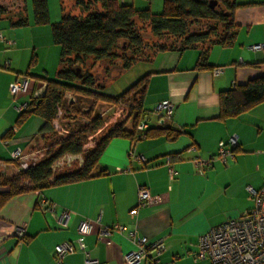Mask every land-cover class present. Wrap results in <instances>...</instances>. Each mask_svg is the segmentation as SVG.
I'll return each instance as SVG.
<instances>
[{
	"label": "crops",
	"instance_id": "crops-1",
	"mask_svg": "<svg viewBox=\"0 0 264 264\" xmlns=\"http://www.w3.org/2000/svg\"><path fill=\"white\" fill-rule=\"evenodd\" d=\"M235 1L241 4L235 10L239 25L235 42L211 47L208 63L212 68L196 69L199 48L160 51L143 60L150 67L143 75H148L145 121L148 128H167L173 133L135 140L113 138L100 158V175L12 196L0 207V264H58L56 246L75 241L83 220L93 224L86 251L66 254L61 264H84L86 252L101 264H127L125 255L138 248L141 237L160 240L163 249L152 251L140 264L155 259L157 264H207L194 256L200 236L251 209L254 199L248 186L260 188L264 183V102L239 116L219 118L220 92L264 75V51L249 48L264 43V0ZM0 7V176H11L16 171L13 166L18 168L12 151L42 153L50 143L39 145L44 143L39 135L44 124L41 117L32 114L18 121L19 107L39 99L46 90V83L28 71L29 63L39 60L38 46L22 30L27 25H13L12 16L24 9L29 23L37 25L32 0H0ZM216 68L221 69L218 75ZM28 75L29 91L13 97L10 84ZM162 101L174 105L171 118L155 113ZM126 128L131 129L128 124ZM233 136L238 145L223 161L218 143ZM168 156L175 170L173 178ZM197 157L210 160L203 172L197 168ZM142 186L161 195L162 201L138 207ZM8 190L0 184V193ZM52 205L55 211L50 210ZM134 208L138 211L131 215ZM64 211L70 214L67 225L60 223ZM104 226L113 231L102 239L99 234Z\"/></svg>",
	"mask_w": 264,
	"mask_h": 264
},
{
	"label": "trees",
	"instance_id": "trees-1",
	"mask_svg": "<svg viewBox=\"0 0 264 264\" xmlns=\"http://www.w3.org/2000/svg\"><path fill=\"white\" fill-rule=\"evenodd\" d=\"M212 2H216L214 7ZM32 3L35 24L49 23L48 0H32ZM240 5L235 0H164L163 11L154 13L150 8L137 9L134 0H74L75 8L79 9V13H75L62 0L61 19L52 24L53 40L61 47L58 76L56 79L40 78L46 83L44 95L28 103L18 119L21 122L32 114L41 117L44 120L39 134L42 140L46 143L55 137L58 143L42 159L20 170L19 174L0 176V184L9 187L7 192L0 193V207L17 194L100 175V158L113 138L135 140L172 134L167 128H148L143 133L137 129L148 117L144 108L148 75L138 79L123 93L113 95L107 91V83L100 84L96 76L97 68L105 65V77L109 78L118 66L121 70L128 69L138 61L150 59L157 52L199 48L196 69H210L211 47L216 44L231 46L235 42L239 30L235 10ZM12 17L14 26L29 23L26 9ZM200 21L207 22L208 28L191 31V26ZM68 94L89 98L92 105L79 110L87 116L80 130H68L62 134L53 122L64 107ZM70 101L66 110L69 112L75 110L74 103ZM263 102L264 75H261L220 92L219 118L224 120L239 116ZM99 103L123 106L127 109V116L111 126L94 146L86 148L85 132H98L105 122L102 116H93ZM129 123L131 129L126 128ZM66 154L81 155L83 162L56 174L53 166Z\"/></svg>",
	"mask_w": 264,
	"mask_h": 264
},
{
	"label": "built area",
	"instance_id": "built-area-1",
	"mask_svg": "<svg viewBox=\"0 0 264 264\" xmlns=\"http://www.w3.org/2000/svg\"><path fill=\"white\" fill-rule=\"evenodd\" d=\"M12 43V42H10ZM251 50H263L264 43H256L249 46ZM10 61H6L9 65ZM221 69L216 68L214 74H220ZM31 87V80L27 76L13 81L9 86L10 94L17 97L21 94H26ZM28 103H24L19 107V110H25ZM155 113L161 117L171 118L174 113V105L169 101L159 102L155 108ZM141 133L148 129L146 121H142L138 127ZM238 145L237 137L233 136L228 142L220 141L218 143V156L223 161H226L227 156L233 155V149ZM70 155V154H66ZM130 155L134 156L133 150H130ZM65 155L55 162L62 161ZM40 159V153H26L21 148L12 151V161L18 164V169H26L31 163ZM143 161H146L142 157ZM196 165L199 171L203 172L210 164V160H204L197 157ZM171 178L175 175V170L171 165L170 156L167 157ZM248 191L254 199V206L243 213L239 218L230 219L227 222L211 227L207 232L200 236L195 252V260L199 262H207V264H264V183L260 188L248 186ZM162 201L161 195H153L150 190L142 186L138 190V207L155 204ZM51 211H55V206L50 207ZM138 208L130 211L131 215H135ZM70 214L64 211L60 216V223L67 225ZM119 227L120 226H115ZM93 224L90 220H83L79 225V236L75 241H65L58 244L55 248V260L61 264L63 257L66 254L74 253L78 250L86 251V237L91 233ZM113 231V228L103 227L100 231V238L105 239ZM19 237L23 236V232H18ZM138 248L132 250L125 255L127 264H140L146 262L152 251L160 253L163 249V244L160 240H150L147 237H141L137 240ZM151 264H157V260L151 261ZM84 264H101L100 261L86 252Z\"/></svg>",
	"mask_w": 264,
	"mask_h": 264
},
{
	"label": "rangeland",
	"instance_id": "rangeland-1",
	"mask_svg": "<svg viewBox=\"0 0 264 264\" xmlns=\"http://www.w3.org/2000/svg\"><path fill=\"white\" fill-rule=\"evenodd\" d=\"M49 2V14L50 22L42 25H32L29 23L22 30H26L28 41L35 42L38 46V50L35 55H39L37 61L29 63V70L33 75L39 78L48 77L50 79H56L58 76L61 47L57 45L52 36V24L60 21L62 16V7L60 0H48ZM64 4L68 9H73L75 13H79V9L75 8L74 0H64ZM134 5L137 9L150 8L154 13H161L163 11L164 0H134ZM33 11V10H32ZM141 27L143 26L140 24ZM207 22L200 21L191 26V31H204L206 30ZM29 44H32L29 42ZM149 50V47H148ZM28 54L32 55V50L28 51ZM150 67L144 61H138L133 66L128 69L121 70L122 68L118 66L112 72L109 78L105 77V65H101L96 70V76L100 84H106L107 88L115 91L117 94L123 93L131 85H133L138 79H140ZM30 75L27 77L29 78ZM31 77V76H30ZM112 78V79H111ZM30 79V78H29ZM73 100L74 111H66L68 108L69 100ZM92 105V100L86 97L73 96L68 94L64 107L61 108L59 116L57 118L55 127L60 133L67 132V130L77 131L80 130L86 123L87 116L80 113L79 110L83 108H88ZM72 109V108H71ZM93 116L100 115L104 119V125L100 131L95 132H85L87 142L85 147L90 148L95 145V143L100 139V137L107 132V130L113 126L115 123L123 120L127 116V109L123 106H111L107 103H99L93 111ZM131 127V123L128 124ZM66 130V131H65ZM50 143L48 149L40 153V159H42L48 150L58 143L57 138H53L49 141ZM47 142L39 144L40 146L47 145ZM44 144V145H43ZM83 162L82 156L65 155L62 161L57 162L54 172L61 174L70 168L77 167Z\"/></svg>",
	"mask_w": 264,
	"mask_h": 264
},
{
	"label": "water",
	"instance_id": "water-1",
	"mask_svg": "<svg viewBox=\"0 0 264 264\" xmlns=\"http://www.w3.org/2000/svg\"><path fill=\"white\" fill-rule=\"evenodd\" d=\"M215 5H216V2H212L211 6L214 7ZM72 102H73V100L70 101V103H72ZM13 167L16 169V171H15V173L12 174L11 176L17 175V174H19V172H20V170H19L15 165H14ZM5 176H6V175H5Z\"/></svg>",
	"mask_w": 264,
	"mask_h": 264
},
{
	"label": "flooded vegetation",
	"instance_id": "flooded-vegetation-1",
	"mask_svg": "<svg viewBox=\"0 0 264 264\" xmlns=\"http://www.w3.org/2000/svg\"><path fill=\"white\" fill-rule=\"evenodd\" d=\"M66 131V130H65ZM68 131V130H67ZM69 132V131H68ZM65 133H67V132H65ZM62 134H64V133H62ZM62 136V135H61Z\"/></svg>",
	"mask_w": 264,
	"mask_h": 264
}]
</instances>
